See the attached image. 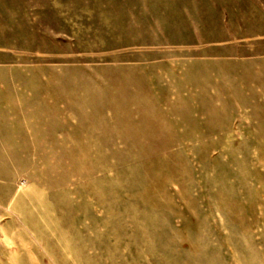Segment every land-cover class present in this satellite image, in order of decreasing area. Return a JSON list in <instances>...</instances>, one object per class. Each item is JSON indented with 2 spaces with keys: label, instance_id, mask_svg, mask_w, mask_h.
<instances>
[{
  "label": "rangeland",
  "instance_id": "374dc122",
  "mask_svg": "<svg viewBox=\"0 0 264 264\" xmlns=\"http://www.w3.org/2000/svg\"><path fill=\"white\" fill-rule=\"evenodd\" d=\"M0 264H264V0H0Z\"/></svg>",
  "mask_w": 264,
  "mask_h": 264
}]
</instances>
